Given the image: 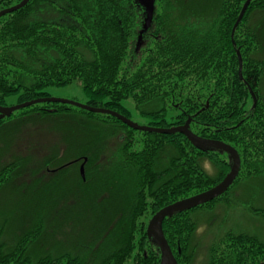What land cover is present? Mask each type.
<instances>
[{
  "label": "trees",
  "instance_id": "obj_1",
  "mask_svg": "<svg viewBox=\"0 0 264 264\" xmlns=\"http://www.w3.org/2000/svg\"><path fill=\"white\" fill-rule=\"evenodd\" d=\"M21 1L0 0V10ZM245 1L151 0L148 19L144 0H29L0 17V106L12 96L21 104L46 97L42 91L46 87L77 81L90 107L129 119L122 102L130 99L149 119V127L166 129L187 122L196 136L220 141L237 152L239 172L226 192L162 222L175 264H193L200 251L192 213L227 203L238 183L264 176V102L259 91L264 40L252 21L256 13L264 12V0H251L234 28ZM154 103V110H140ZM50 104H35L29 111L73 109L119 125V145L112 158L116 174L111 178L127 190L122 200L127 208L124 228L106 235L111 242L106 253L104 249L93 253L88 247L82 256L49 252L33 258L28 245L44 225L27 226L9 244L1 239L0 222V264H159L158 248L146 232L150 218L159 209L220 183L232 166L229 155L195 146L179 133L136 131L108 115ZM10 116L0 118V126ZM93 148L90 157L79 156L87 158V165L92 157L100 158L102 147ZM8 180L4 170L0 187ZM255 213L264 218L263 210ZM140 219L145 221L138 228ZM202 256L203 264H264V242L227 230L212 237Z\"/></svg>",
  "mask_w": 264,
  "mask_h": 264
},
{
  "label": "rangeland",
  "instance_id": "obj_2",
  "mask_svg": "<svg viewBox=\"0 0 264 264\" xmlns=\"http://www.w3.org/2000/svg\"><path fill=\"white\" fill-rule=\"evenodd\" d=\"M263 13L258 12L252 18L260 29L261 41L264 40ZM42 91L48 98L82 105L89 100L77 81ZM259 91L264 102V72ZM16 105L17 98L12 96L3 107ZM122 105L130 113L129 120L138 126L148 125L149 119L135 109L132 100H124ZM45 106L51 104L38 105ZM155 107V103L146 104L140 110L150 112ZM33 108L14 112L0 126V175L4 170L9 173L8 182L0 187L2 241L11 244L15 233L42 224L44 231L28 245L33 258L49 252L82 256L88 247L93 253L101 249L106 253L111 244L106 235L124 228L122 215L127 213L122 205L127 190L111 178L116 174L112 158L119 145V125L106 122L105 117L92 118L73 109L42 114L29 111ZM94 146L102 147L100 158L92 157L87 165L88 152L93 153ZM82 161L86 162L82 166L83 178L78 167ZM206 166L211 172L208 162ZM242 182L232 189L227 203L217 204L213 210L197 209L191 214L198 224L194 241L201 245L193 264H203L202 254L207 244L216 234L227 230L249 233L264 242V218L255 213V210L264 211V176ZM144 221L140 219L137 227Z\"/></svg>",
  "mask_w": 264,
  "mask_h": 264
},
{
  "label": "water",
  "instance_id": "obj_3",
  "mask_svg": "<svg viewBox=\"0 0 264 264\" xmlns=\"http://www.w3.org/2000/svg\"><path fill=\"white\" fill-rule=\"evenodd\" d=\"M29 0H22L18 4L11 6L9 8L0 10V17L8 14L15 12L21 8H23ZM251 0H246L241 8V11L238 15V18L234 24V28L238 25L239 21L242 19L249 3ZM145 2V8L147 12V18L149 19L150 14H151V0H144ZM233 28V29H234ZM237 58H238V76L239 79H242V59L240 54L237 52ZM250 96L253 99L254 104L256 103L255 96L252 92L251 89H249ZM41 103H60L64 105H70L74 108H78L81 110H84L86 112L94 113V114H104L111 116L121 122L122 124L126 125L127 127L136 130V131H142V132H151V133H160V134H174V133H179L183 135L191 144L198 146V147H203V148H217L223 152H226L232 162L231 169L228 173V175L218 184H216L214 187L203 191L201 193L192 195L190 197L184 198L182 200L176 201L172 204H169L161 209H159L149 220L146 228L147 235L151 239V241L157 246L158 251H159V256H160V262L159 264H175V261L172 258L171 251L166 243V240L164 238V235L162 233V222L164 221L165 218L168 216H171L175 213H178L182 210H190L197 208L199 206H202L215 198L219 197L222 195L224 192L228 190V188L232 185L234 182L235 178L238 175L239 168H240V159L237 154V152L230 147L229 145L222 143L220 141H214V140H207L200 138L193 134L192 132L189 131L187 127V122L184 125L181 126H174L171 128H154V127H149V126H138L137 124L133 123L131 120L125 118L124 116L104 109V108H93L88 105H82L73 101H68V100H59V99H52L48 97H41V98H36L21 104H18L13 107H3L0 106V118L2 117H8L10 116L13 112L17 110H21L24 108H28L30 106H33L35 104H41ZM85 161V160H84ZM80 175L83 178V168L81 166L80 168Z\"/></svg>",
  "mask_w": 264,
  "mask_h": 264
},
{
  "label": "flooded vegetation",
  "instance_id": "obj_4",
  "mask_svg": "<svg viewBox=\"0 0 264 264\" xmlns=\"http://www.w3.org/2000/svg\"><path fill=\"white\" fill-rule=\"evenodd\" d=\"M85 163H86V162L82 161V163H80L78 167L80 168L81 166H84ZM83 168H84V167H83Z\"/></svg>",
  "mask_w": 264,
  "mask_h": 264
}]
</instances>
